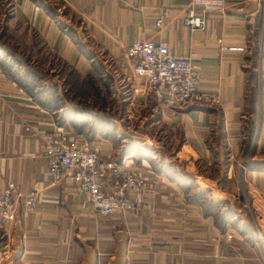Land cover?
<instances>
[{"label":"crops","instance_id":"1","mask_svg":"<svg viewBox=\"0 0 264 264\" xmlns=\"http://www.w3.org/2000/svg\"><path fill=\"white\" fill-rule=\"evenodd\" d=\"M209 1L206 8L196 0H0V13L6 2L8 13L22 20L27 45L37 38L88 93L93 88L84 75L99 62L111 95L125 86L128 105L134 98L156 110L150 126L180 136L175 154L155 140L149 146L155 153L144 150L148 156L134 159L153 169L140 208L97 214L67 178L50 183L37 131L51 129L56 116L0 67V189L11 181L22 193L40 187L33 206L23 213L19 200L14 220L0 229V264H264L263 235L249 239L232 226L220 228L178 181L188 176L214 199L234 198L241 182L249 205L264 217V0ZM202 7L203 27L190 29L183 17ZM144 38L189 57L198 67L196 86L215 91L218 102L167 107L152 91L131 94L138 79L125 48ZM87 115L80 132L68 120L62 124L97 145L101 157L118 160L124 148L111 135L91 133ZM210 163L221 167L217 174L229 179L230 190L205 171ZM228 205L239 215L240 208Z\"/></svg>","mask_w":264,"mask_h":264},{"label":"built area","instance_id":"2","mask_svg":"<svg viewBox=\"0 0 264 264\" xmlns=\"http://www.w3.org/2000/svg\"><path fill=\"white\" fill-rule=\"evenodd\" d=\"M196 1L205 7L210 2ZM206 8L202 7L199 12L190 10L183 17V22L190 29L202 28ZM154 23L159 26L161 18L158 16ZM125 54L131 61L133 75L138 79L136 85L130 84L131 94L145 95L152 91L167 107L218 102L215 91L196 86L197 65L189 57L171 52L166 42L149 38L134 40L126 46ZM37 133L42 139L50 183L67 178L83 195V206L106 215L122 210L135 211L143 205V197L151 186L153 169L148 164L137 163L132 151L123 153L118 160L101 157L97 145L88 138L74 136L66 125L55 121L51 129L38 130ZM39 191L40 187L35 185L22 193L12 181L0 189V229L5 231V225L14 220L19 200L23 213H26ZM225 237L230 238L231 233L226 232Z\"/></svg>","mask_w":264,"mask_h":264},{"label":"rangeland","instance_id":"3","mask_svg":"<svg viewBox=\"0 0 264 264\" xmlns=\"http://www.w3.org/2000/svg\"><path fill=\"white\" fill-rule=\"evenodd\" d=\"M9 6L10 5L4 2L3 13H0V53H2L5 59H11V56L17 59L20 64H16L15 67L20 69V71L21 69H33L39 74H44V85L51 87L53 91H55L64 109H71L79 113L82 111L81 108L88 109L90 112H82L86 114L91 113L92 120L101 119L102 122L106 124L108 133L112 134V136L114 135L113 139H115L114 141L116 145H118L117 148L120 146L123 147L124 152H128L129 149L132 148V154L137 157L147 155L143 152L144 150L148 153H155L149 146L155 144V140H160L161 143H164L167 152L175 154V151L178 150L180 146V136L177 131H170V129L166 130L162 124H153L151 126L149 124L150 120L157 115L156 110L150 109L151 106H147L145 107V109H147L146 112L143 106L139 105L136 101L137 99L134 98L132 103L128 105L127 101L131 100L130 94L128 95L125 86L120 90L118 85H116L118 90L115 95L109 93L103 96L104 102L101 106L100 102L95 101L93 90L88 93L83 89L84 86L80 84L79 78L75 74L70 73L71 69L68 66L51 60V53L46 50L43 45L40 46L37 38L31 36V47L27 45L26 41L28 37L24 36L22 20L18 17H13L12 13H8L10 11ZM3 48L7 49L8 52H4ZM76 81L79 83L78 88L74 87V82ZM126 95L129 97L127 99H122V97H126ZM127 105L128 108H126ZM100 106L102 108L97 110V107ZM150 110L152 115H150ZM61 111L62 109L58 110V112ZM87 119H89L88 115ZM179 158L180 162H184L183 159L185 156L181 154ZM182 162L181 169L188 170L186 169V164L183 163V165ZM223 164L225 163L223 162ZM205 168L208 174L214 175L218 173L217 169L221 167L210 163L208 165L205 164ZM217 175L220 178H218L216 184L221 186L224 185L226 191L230 190L229 179L226 180L221 177V175ZM238 184L239 191L238 194L235 193L234 198H231L232 196L226 193L224 195H227V198H211L216 201H223V203L216 206L218 209L225 205L228 206V202L231 201L237 209L240 208L238 210V226H241L240 223H248L249 221L251 230L259 236H262L264 234V217L255 213L256 211L249 205L246 192L241 186V182ZM218 194L223 195L220 193ZM209 195L210 193L208 191L201 194L202 197ZM230 214H232V212ZM232 228L235 231L237 229L235 226ZM229 231L232 232L231 230Z\"/></svg>","mask_w":264,"mask_h":264},{"label":"trees","instance_id":"4","mask_svg":"<svg viewBox=\"0 0 264 264\" xmlns=\"http://www.w3.org/2000/svg\"><path fill=\"white\" fill-rule=\"evenodd\" d=\"M6 51L7 49H4V52ZM51 56V60L55 62L57 61L58 63L60 62V64H62L59 59L55 58L53 55ZM16 64L20 63L17 59H14L13 56H11V59L9 58L7 60L2 55V53H0V67L7 75L12 77L17 84L23 87L36 102L52 111L54 116H56L55 122L65 123V121L68 120L77 132L83 130V125L85 124L84 120L87 117L86 113L80 112L79 117H76V111L71 109H64V106L61 104V100L58 99L55 91H53L51 87L44 85V74H39L33 69H21L20 71V69L15 67ZM84 79L90 86H92L95 101L100 102L102 106L104 102L103 96L109 94V86L111 80L110 77L106 74H103L100 63L95 62L92 63L89 71L85 73ZM74 83V87L78 88V81ZM101 106L97 107V110H100V108H102ZM59 109H62V111L58 112ZM92 122L91 133L99 131L100 133H102V136H112V134L108 133L106 124H104L101 119L92 120ZM261 164L264 163L261 162ZM178 181L181 183L185 191L189 194L188 196L191 199H195L196 201H199L201 203L204 215L212 216L220 228L223 229L226 225L229 224L228 226H235L237 228V233L247 235L249 239H258V234L251 230L249 221L248 223H240L241 226H238L237 221L239 215L233 216L232 214H230L231 208L229 207V205L222 206L220 209H218L216 206L223 203V201H216L210 196L202 197L201 194H204L207 189H196L195 185L192 183L191 178L188 176H180L178 178Z\"/></svg>","mask_w":264,"mask_h":264}]
</instances>
